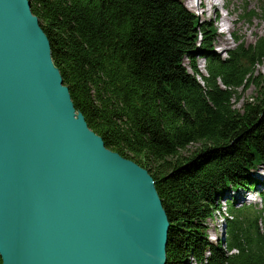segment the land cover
I'll return each instance as SVG.
<instances>
[{"label": "trees", "instance_id": "16d2710c", "mask_svg": "<svg viewBox=\"0 0 264 264\" xmlns=\"http://www.w3.org/2000/svg\"><path fill=\"white\" fill-rule=\"evenodd\" d=\"M30 8L75 109L107 148L153 177L170 224L166 264H264V192L260 206L224 196L262 184L252 171L264 164V74L254 72L264 35L221 57L214 24L180 0H30ZM250 85L254 101L236 108V89ZM221 197L227 214L212 242L207 223Z\"/></svg>", "mask_w": 264, "mask_h": 264}, {"label": "water", "instance_id": "95a60500", "mask_svg": "<svg viewBox=\"0 0 264 264\" xmlns=\"http://www.w3.org/2000/svg\"><path fill=\"white\" fill-rule=\"evenodd\" d=\"M169 225L75 109L30 0H0L1 264H166Z\"/></svg>", "mask_w": 264, "mask_h": 264}, {"label": "rangeland", "instance_id": "374dc122", "mask_svg": "<svg viewBox=\"0 0 264 264\" xmlns=\"http://www.w3.org/2000/svg\"><path fill=\"white\" fill-rule=\"evenodd\" d=\"M180 1L198 18L204 21H211L214 24L216 27V36L213 42L214 52H216L221 57H226V51L230 48H233L236 42L253 44L258 39V37L264 35V0H214L216 5L212 8H209V12L205 16L201 14L202 7L200 6L199 0ZM227 12V20L224 24H222V18ZM243 30L247 33H249V31H253V34L247 37H242L240 33ZM195 63L198 69L204 73V59L201 56H197ZM185 65L187 69H189L188 60L186 59ZM254 72L257 74H264V60L261 63H256L254 65ZM236 90L238 97L237 99H232V102L236 108H240L241 103L246 100L254 101L253 99L257 94L254 86L252 85L245 89L238 87ZM197 147V143L190 144L186 150L182 151V154L185 156L189 155L195 151ZM252 174L255 176V178L262 181V184L255 187L256 191L247 192L244 190H239V192H233L228 190L224 196L231 198V201H235L236 205L252 203L253 205L260 206L261 199L258 191L264 192V164L253 170ZM219 203L221 205L220 210L215 212L213 217L209 219L207 223L206 235L212 242H216L218 237H221V232L223 230V219L227 214L226 203L223 197L220 198ZM261 226H263V224H261ZM215 236H217V239H211Z\"/></svg>", "mask_w": 264, "mask_h": 264}, {"label": "bare ground", "instance_id": "6f19581e", "mask_svg": "<svg viewBox=\"0 0 264 264\" xmlns=\"http://www.w3.org/2000/svg\"><path fill=\"white\" fill-rule=\"evenodd\" d=\"M199 1H200V6L202 7L201 14L203 16H205L209 12V8H212L216 5V2L214 0H199ZM227 14H228V12L225 14V16H223V18H222L223 23L222 24H224L226 22V20H227L226 15ZM240 34L242 35V37H247V36L253 34V31H249V33H247L246 31L243 30ZM239 196H240V194H239ZM211 239L215 240V239H217V236L212 237Z\"/></svg>", "mask_w": 264, "mask_h": 264}]
</instances>
